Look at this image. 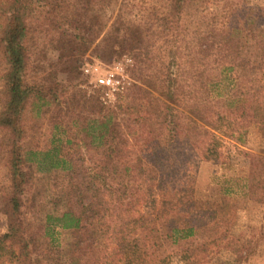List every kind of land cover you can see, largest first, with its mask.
Wrapping results in <instances>:
<instances>
[{
  "label": "trees",
  "instance_id": "1",
  "mask_svg": "<svg viewBox=\"0 0 264 264\" xmlns=\"http://www.w3.org/2000/svg\"><path fill=\"white\" fill-rule=\"evenodd\" d=\"M112 1L0 0V264H168L164 246L195 235L207 209L220 213L196 196L198 164L221 158V136L242 144L251 126L264 130V8L231 9L226 31L201 15L184 29L189 3L208 0H167L175 28L157 30L154 53L147 21L109 16ZM111 18L105 40L133 52L135 72L156 65L115 108L69 89ZM53 44L69 84L36 74ZM47 112V142L34 145ZM254 160L248 192L264 200V156Z\"/></svg>",
  "mask_w": 264,
  "mask_h": 264
},
{
  "label": "rangeland",
  "instance_id": "2",
  "mask_svg": "<svg viewBox=\"0 0 264 264\" xmlns=\"http://www.w3.org/2000/svg\"><path fill=\"white\" fill-rule=\"evenodd\" d=\"M167 0H114L106 12L111 17L121 15L124 19L131 21H143L148 23L150 45L149 51L158 53L162 41L157 35L166 30L172 35L175 24L173 17L168 15L166 10ZM264 8V0H208L203 3L201 9L192 1L187 7L188 14L183 17V28L190 29L194 26L195 17L202 16L203 27H209L213 16L218 17L225 23L231 9L240 8L241 16L247 12L246 8L251 6ZM239 9V10H240ZM151 14V16H150ZM114 22L113 18L108 20L107 27L99 39H96L86 51H81L78 57L80 61L86 63H98L101 65V73L107 69L115 68L122 76L125 88L120 89L116 95L106 97L104 87H96L93 78L86 75L84 71L78 70L77 76L72 74V87L70 94H86L88 97H97L106 107L115 108L123 103V94L127 88L134 84L143 85L140 77L141 71L153 72L156 65L143 66L141 70H134L133 52L127 51L114 39H107L105 33L109 26ZM182 23V19H181ZM226 31L228 26L223 24ZM243 27V26H241ZM233 36L241 38L244 34L243 28L233 30ZM172 39V36H170ZM252 41V40H251ZM168 45H171L170 43ZM158 55V54H157ZM154 61L158 59L153 55ZM59 51L56 44L47 48V60L42 64L43 70H37L44 75L45 72L56 71L57 78L69 84L68 75L61 70L59 62ZM121 66L123 70H121ZM33 78V77H31ZM36 78V77H34ZM75 78V79H74ZM2 86L0 85V92ZM153 96L157 97L156 91ZM110 98V99H109ZM56 109H53L55 112ZM52 118L49 113H45L37 129L29 139L34 145H43L48 133L49 122ZM222 137V154L217 160L202 161L198 164L196 178V196L205 201L207 208L212 209L214 203H220L219 215L216 217L207 209L203 216L202 226L195 235L188 240H180L178 243L163 247V254L169 256L168 264H264V200L259 197H252L248 192V181L250 171L258 170L259 166H253L255 158L262 154L264 156V130L258 124L251 126L248 130L246 140L242 144H236L227 136ZM57 177V176H56ZM59 179V178H58ZM263 183L257 190L259 196L264 193V177L260 178ZM5 177L4 160L0 158V193L2 187L7 185ZM38 183L37 188L39 187ZM4 186V190L5 187ZM40 189H44L40 185ZM31 217V214H29ZM7 230V220L5 215L0 212V234ZM56 236L61 242H65L68 234L60 228L56 231Z\"/></svg>",
  "mask_w": 264,
  "mask_h": 264
},
{
  "label": "built area",
  "instance_id": "3",
  "mask_svg": "<svg viewBox=\"0 0 264 264\" xmlns=\"http://www.w3.org/2000/svg\"><path fill=\"white\" fill-rule=\"evenodd\" d=\"M115 68H120L119 64L116 65ZM115 68L107 69L104 73H101L102 67L100 64L86 63L83 67V71L86 75L93 78L96 87H104L106 89V97L111 98V96L116 95L120 89L123 90L125 88L121 79L122 74ZM121 70H123L122 66Z\"/></svg>",
  "mask_w": 264,
  "mask_h": 264
}]
</instances>
